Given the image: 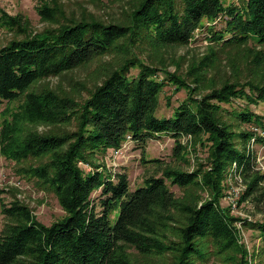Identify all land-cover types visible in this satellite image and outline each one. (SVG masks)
<instances>
[{"label":"trees","instance_id":"obj_1","mask_svg":"<svg viewBox=\"0 0 264 264\" xmlns=\"http://www.w3.org/2000/svg\"><path fill=\"white\" fill-rule=\"evenodd\" d=\"M39 13L46 20L55 17L47 7ZM218 21L223 22V28L217 31L213 26ZM0 23L18 30L23 27L21 17L4 13ZM198 30L207 32L209 42H252L264 47V0H140L128 26L79 21L0 47V107L23 98L17 114L0 127V156L15 161L46 157L42 165L30 170L31 175L55 194L65 212L62 219L44 226L19 202L3 205L1 213L10 223L0 231V264H127L123 245L141 255L164 253L172 248L163 242L159 229L177 206L169 185L196 186L211 194L200 205L182 206L186 217L179 229L180 264H194L189 258L203 259L201 240L209 239L225 249L238 246L237 219L219 205L222 182L227 170L233 168L249 179L243 199L259 192L264 170L254 171V158L245 144L251 139L264 142V138L252 131H232L221 121L219 105L237 98L244 99L246 106L264 102V86L226 84L203 97L189 91L169 117L156 115L164 83L157 79L156 70L140 63L133 65L138 67L135 75L126 68L113 71L79 106L53 93L31 90L39 80L56 77L107 53L126 36L161 46L184 45ZM168 80L177 88L183 86L174 76ZM231 116L264 131L261 119L244 108L232 110ZM71 118L79 122L69 135L34 132L19 136L22 123L67 122ZM161 135L175 141L174 156L183 152L178 143L181 137H205L210 143L208 167L193 172L167 168L131 189L125 172L110 173L91 162L97 154L123 145L143 148L147 140ZM81 163L89 169H82ZM260 201H264V192L256 197V202ZM242 224L257 233L264 247V221Z\"/></svg>","mask_w":264,"mask_h":264},{"label":"rangeland","instance_id":"obj_2","mask_svg":"<svg viewBox=\"0 0 264 264\" xmlns=\"http://www.w3.org/2000/svg\"><path fill=\"white\" fill-rule=\"evenodd\" d=\"M140 0H0V14L8 17H21L23 27H11L0 23V47L14 40H23L51 31H57L65 25L75 22L99 21L102 24H118L128 26L131 14ZM239 3L240 0H226ZM43 7L55 12L53 20H46L39 11ZM214 30H221L223 22L214 23ZM132 37H135L134 35ZM124 37L115 43L105 54L96 56L89 63L76 69L64 72L56 77L37 81L31 88L36 92L53 93L59 98L72 100L78 106L84 104L92 92L115 70L126 68L135 75L142 64L156 70L157 79L161 80L163 89L159 94L158 117H169L172 110L194 93L195 97H203L226 84L243 85L253 83L264 86V47L252 42L242 45H224L207 40L206 31H195L193 38L184 45H158L147 39ZM166 73L168 77H166ZM176 77L183 86L177 88L170 84L168 78ZM247 91V90H246ZM23 98L4 103L0 107V127L5 121L12 120L17 114ZM218 115L221 121L234 132H253L264 138V131L253 124L241 123L231 116L232 110L238 112L243 108L264 123V102L246 106L244 99L237 98L230 104L220 103ZM7 109V110H5ZM77 118L67 122H25L19 126V136L39 133L48 136H65L77 130ZM178 143L183 146L180 156L172 154L175 141L167 135L149 139L143 148L136 144L122 149L114 155L111 151L97 154L91 162L102 165L110 173L125 172L129 178L130 188L139 186L149 176H160L164 169L193 172L206 169L209 164L210 143L203 136L181 137ZM254 158V171L264 170V142L251 139L245 144ZM158 160L155 162H143ZM46 157H26L18 161L0 156V231L10 223L1 213L2 206L17 201L26 206L36 220L44 226H50L65 216L55 194L34 176L30 170L42 165ZM84 170L86 164H79ZM249 179L238 175L229 168L222 182V194L219 205L230 217H234L237 229L238 246L222 248L210 241L198 242L203 252V259L189 258L194 264H264V247L257 233L243 221L254 223L264 221V201L256 202L258 193L264 192V182L259 183V192L246 199L243 195ZM169 185V183H168ZM177 206L170 212L159 229L161 239L172 249L164 253L139 254L134 248L123 245V253L127 264H180L177 249L182 242L179 229L184 226L186 214L183 205H200L209 200L211 194L196 186L186 188L171 186ZM238 192L235 195V193ZM95 196V195H94ZM237 196V197H236Z\"/></svg>","mask_w":264,"mask_h":264},{"label":"built area","instance_id":"obj_3","mask_svg":"<svg viewBox=\"0 0 264 264\" xmlns=\"http://www.w3.org/2000/svg\"><path fill=\"white\" fill-rule=\"evenodd\" d=\"M124 148H126L125 145H123V147H121V148H118V149H114V150H112L111 153H113L114 155H118V154L121 153L122 149H124ZM238 175H239V174H238ZM236 194H237V196H238V192L235 193V195H236ZM237 196H236V197H237Z\"/></svg>","mask_w":264,"mask_h":264}]
</instances>
